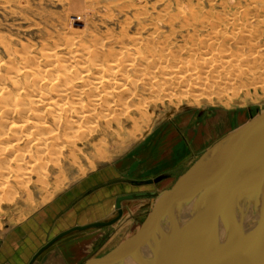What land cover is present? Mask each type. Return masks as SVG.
<instances>
[{
  "label": "bare ground",
  "instance_id": "6f19581e",
  "mask_svg": "<svg viewBox=\"0 0 264 264\" xmlns=\"http://www.w3.org/2000/svg\"><path fill=\"white\" fill-rule=\"evenodd\" d=\"M169 4L162 7L163 14L154 16L144 0L120 1L115 11L126 14L132 8L134 17L126 16L118 32L91 35L85 42L79 31L35 51L15 50L3 42L8 57L0 59V181L46 175L48 157H61L68 146L83 150L97 138H90L91 131L104 134L109 129L118 135L137 120H149L158 104L197 103L216 86L245 79L251 81L242 85L257 87L255 83L264 77L263 58L258 51L238 52L257 48L256 41H249L247 28L241 27L249 24V12L223 10L229 21L219 23L196 9L188 11L189 6L173 11ZM163 25L169 27V34ZM228 25L234 29L224 34ZM178 33L180 41H176ZM254 69L261 71L252 76L248 71ZM253 101L264 102V95ZM5 186L1 183L0 189ZM145 197L155 196L135 198ZM116 213L117 209L112 216ZM239 238L244 240V234L209 239L198 250L196 263L223 258L229 242L241 245Z\"/></svg>",
  "mask_w": 264,
  "mask_h": 264
},
{
  "label": "rangeland",
  "instance_id": "374dc122",
  "mask_svg": "<svg viewBox=\"0 0 264 264\" xmlns=\"http://www.w3.org/2000/svg\"><path fill=\"white\" fill-rule=\"evenodd\" d=\"M120 1L123 0H0V59L5 61L8 57L3 42L9 43L8 45L15 50L28 48L35 51L43 46H51L72 38L78 34L77 31L81 32L80 35L84 42L91 35H99L109 30L118 32L125 22L126 16L133 18L136 12L132 8L127 10L126 14L115 11L114 5ZM144 1L148 4V11L150 10L149 12L154 16L163 14L164 6L166 3H170L173 11L183 7L186 9L189 6L188 11L196 9L195 11L199 15L203 16L204 14L208 18L210 16L213 20L221 21L219 23L224 20L229 21V17L226 15L229 10H240V13L249 12V24L241 27L247 28L245 32L249 36V41H256L257 48L255 50L239 49L238 52L254 54L255 51H258L257 55L262 57L264 62V0ZM255 2L258 4H256L257 8ZM176 6L179 7L176 8ZM251 13L255 16H251ZM162 27L164 32L170 33L169 27L164 25ZM228 27L224 34H229L231 29H234L229 25ZM175 29L176 31L181 29L180 23L176 24ZM179 35L180 33L175 35L176 41L181 40ZM258 71L261 70H249L248 73L254 76L258 75ZM245 80L249 85L251 80ZM245 80L234 85H223V88L216 86L213 92L202 94L198 104L193 101L189 103L187 100L180 103L175 101L173 104H158L149 120L147 118L137 120L128 128L119 131L118 135H113L109 129L104 134L91 131L89 136L92 139L97 137L96 143H90L84 147L82 143L79 144L78 146L83 147V150L68 146L61 157H48L46 159V171H48L46 175L42 174L39 177L32 175L30 178H22L18 182L13 181V178H10L9 182L1 180L0 184H7V186L0 189V240L12 239L13 242H18L19 248H23L22 252L27 253L28 258L31 259L57 233L86 222L87 216L92 213V208L99 203L101 204L96 209L103 204H105L103 207L106 206L104 207L106 210L99 220H107L113 217L112 214L116 210L115 199L118 196L137 192H160L170 188L178 177L218 139L241 127L257 114L264 112V102L253 101V99L260 101L261 96L264 95V77L255 83L256 88L242 85L241 83H244ZM262 84L263 88L260 89ZM224 88L225 92L229 90L228 93L223 91ZM208 96L210 100L207 99ZM221 99L229 104L219 102ZM226 106L231 107L227 109ZM211 109L216 111L220 109L229 116L234 112L235 118H237L231 126L224 129L218 136H212L197 151L189 146V141L187 143V139L182 135L186 142L184 143L189 147V156L181 163L175 164L173 168L170 166L169 170L147 171L148 164L155 162L153 163L155 165L156 161H160L162 158L174 157L168 146L166 151L158 153V148L161 145L162 148L166 147L165 141L157 140L158 131L170 126L176 129L173 121L180 115L178 113L180 110H183V114L189 112L192 115L191 121H194L199 117L205 120L206 116H210ZM165 133L163 132V134ZM172 137L175 138L171 139V145L176 144L179 139L176 134ZM119 171L120 174L117 173ZM165 172H170L171 177L161 186L163 181L161 182L157 177ZM128 179H138V181L132 180L133 185L128 182ZM86 191L90 193L88 197L89 193L86 194ZM81 195L86 197L82 198ZM98 197L101 198L99 201L96 199ZM154 198L124 200L122 216L114 224L86 229L81 233L79 230L72 232L70 235L74 238L101 232L90 252L78 264L99 251L98 249L107 240L108 243L110 242L109 253L112 254L116 251L119 246H113L111 241L122 230L125 231V242L130 239L150 212ZM134 203H138L140 207L138 208ZM105 261L106 258L101 263L100 260L97 261L96 264H103Z\"/></svg>",
  "mask_w": 264,
  "mask_h": 264
},
{
  "label": "water",
  "instance_id": "95a60500",
  "mask_svg": "<svg viewBox=\"0 0 264 264\" xmlns=\"http://www.w3.org/2000/svg\"><path fill=\"white\" fill-rule=\"evenodd\" d=\"M140 196H155L152 208L108 263L197 264L209 239L244 234L240 246L229 242L223 258L204 264H264V112L218 139L170 188L118 196L115 216L60 232L29 264L73 231L112 225L122 215L121 201Z\"/></svg>",
  "mask_w": 264,
  "mask_h": 264
},
{
  "label": "crops",
  "instance_id": "0c3cea01",
  "mask_svg": "<svg viewBox=\"0 0 264 264\" xmlns=\"http://www.w3.org/2000/svg\"><path fill=\"white\" fill-rule=\"evenodd\" d=\"M210 113H211L210 116H206L205 120H202L201 117H199L198 119L191 121L192 115L189 112H185L184 114L179 115L173 121L176 125V129H174L171 126L170 127L168 126L169 128L158 131L157 140H159L160 142L165 141V144H166V147L162 148L163 146L161 145L160 148H158V153H161L162 151H166L167 146H168V149L171 148L172 153H173L172 155H174V157L171 158L170 156L168 158H162L160 161L159 160L156 161L155 165L153 164L155 162L150 163V165L148 164L147 171H150V170L154 171L157 169L158 170L160 169L169 170L170 166L171 168H173L175 164L181 163L183 160H185L187 156H189L190 154L189 147L187 146V144H185L186 142L182 135H184L185 139H187V143L189 141V146H191V148L194 151L195 150L197 151V149H200L203 145H205L212 136L214 137L218 136L220 133H222V131H224V129H227L229 126H231L232 122L237 118V117L235 118L234 112H232L233 114L229 116L227 115V113H225L224 111L220 109H218L217 111L214 109H211ZM163 132H166V133L163 134ZM175 134L179 138L178 142L176 144L171 145L170 143L171 139L175 138L172 136ZM120 171L117 173L120 174L121 173ZM169 173L165 172V173L160 174L159 177H157L158 179L161 180V182L163 181L160 184L161 186L163 185L164 182L170 180L171 173L170 174ZM120 177L125 178L124 176H121V175ZM132 180H134L135 182L138 181V179H132ZM132 180L128 179L129 183H132L134 185ZM88 191H86V194L90 192ZM89 195L90 193L87 195V197ZM84 196L82 198L86 197ZM96 199L99 201V199L101 198L98 197ZM134 199H137V198L126 199V200H134ZM122 202H121V206H122ZM134 204L137 205L138 208L140 207L138 203H134ZM103 205L97 209H96L97 206L92 208V213L87 216L85 220L86 222L82 221L83 223H79L76 225H85L91 222L98 221L99 218L103 216L102 213L106 210V209L104 210V207L106 206L103 207ZM79 231L81 233L84 230H79ZM59 233H57L56 235H58ZM71 233L57 239L50 246L45 248L35 258V260L31 264H78V262L90 252L93 243L96 241V239L98 238L101 232H96L95 235L89 234L88 236H84L80 238H74L72 235H70ZM124 234H125V231L122 230L121 233L119 234L117 233L113 237L114 239H112L111 241V243H113V246L117 245L120 247L121 244L125 242ZM53 238H51V240ZM22 250L23 248H19L18 242H13L12 239L7 240V241L0 240V264H29L33 257L29 259L27 253H25L24 251L23 253ZM98 250L99 251H97L96 253H93L91 256L85 259V261L82 262L81 264H96L97 261L99 260L101 263L103 259L105 258L107 259L110 256V253H109L110 252V242L108 243V240H107V242L103 244ZM107 263L108 261H105V263L103 264H107Z\"/></svg>",
  "mask_w": 264,
  "mask_h": 264
},
{
  "label": "flooded vegetation",
  "instance_id": "af4514ba",
  "mask_svg": "<svg viewBox=\"0 0 264 264\" xmlns=\"http://www.w3.org/2000/svg\"><path fill=\"white\" fill-rule=\"evenodd\" d=\"M122 211H123V209H122Z\"/></svg>",
  "mask_w": 264,
  "mask_h": 264
}]
</instances>
